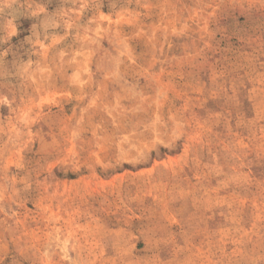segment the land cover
Here are the masks:
<instances>
[{
	"label": "rangeland",
	"instance_id": "obj_1",
	"mask_svg": "<svg viewBox=\"0 0 264 264\" xmlns=\"http://www.w3.org/2000/svg\"><path fill=\"white\" fill-rule=\"evenodd\" d=\"M0 264H264V0H0Z\"/></svg>",
	"mask_w": 264,
	"mask_h": 264
}]
</instances>
